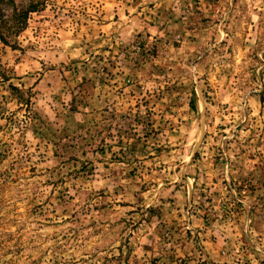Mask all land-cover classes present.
I'll return each mask as SVG.
<instances>
[{
  "label": "rangeland",
  "instance_id": "obj_1",
  "mask_svg": "<svg viewBox=\"0 0 264 264\" xmlns=\"http://www.w3.org/2000/svg\"><path fill=\"white\" fill-rule=\"evenodd\" d=\"M41 1L0 40V264H264V0Z\"/></svg>",
  "mask_w": 264,
  "mask_h": 264
},
{
  "label": "trees",
  "instance_id": "obj_2",
  "mask_svg": "<svg viewBox=\"0 0 264 264\" xmlns=\"http://www.w3.org/2000/svg\"><path fill=\"white\" fill-rule=\"evenodd\" d=\"M45 7V3L41 0H28L25 6L20 9L14 8V14L11 19H3L0 17V28L7 31V35L0 33V40L7 44L8 39L17 37V33L23 31L27 26L29 16L32 13L40 12Z\"/></svg>",
  "mask_w": 264,
  "mask_h": 264
}]
</instances>
